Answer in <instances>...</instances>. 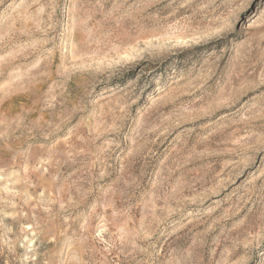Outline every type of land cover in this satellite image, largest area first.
<instances>
[{
	"label": "rangeland",
	"instance_id": "374dc122",
	"mask_svg": "<svg viewBox=\"0 0 264 264\" xmlns=\"http://www.w3.org/2000/svg\"><path fill=\"white\" fill-rule=\"evenodd\" d=\"M0 264H264V0H0Z\"/></svg>",
	"mask_w": 264,
	"mask_h": 264
}]
</instances>
